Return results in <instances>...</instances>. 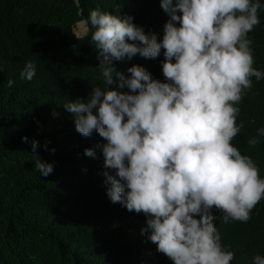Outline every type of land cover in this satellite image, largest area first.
I'll use <instances>...</instances> for the list:
<instances>
[{"label":"clouds","instance_id":"9594fccd","mask_svg":"<svg viewBox=\"0 0 264 264\" xmlns=\"http://www.w3.org/2000/svg\"><path fill=\"white\" fill-rule=\"evenodd\" d=\"M160 6L169 19L159 38L130 16L90 10L84 24L104 87H92L87 99L69 100L63 108L73 114L77 133H96L104 141L97 147L109 170L103 173L106 194L145 216L141 234L156 252L172 264H231L234 253L222 245L213 211L225 223H247L264 200L257 165L231 143L244 127L237 124V105L251 90V78H264V71L253 67L248 38L260 23L262 5L160 0ZM162 50L163 81L141 65L128 67L125 75L113 63L136 55L155 59ZM35 75V63L27 61L21 78L31 81ZM13 84L9 79L8 86ZM262 136L264 128L257 129L248 144H259ZM36 147L33 141L35 168L47 177L53 165L39 158ZM84 155L95 152L87 148ZM253 264H264V256L254 255Z\"/></svg>","mask_w":264,"mask_h":264},{"label":"trees","instance_id":"16d2710c","mask_svg":"<svg viewBox=\"0 0 264 264\" xmlns=\"http://www.w3.org/2000/svg\"><path fill=\"white\" fill-rule=\"evenodd\" d=\"M260 3V23L248 38L253 67L264 71ZM92 9L130 16L158 38L169 19L160 0H0V264H172L141 234L145 216L110 201L103 175L109 170L97 147L104 141L96 133H77L73 114L63 108L69 100L87 99L92 87H104L88 26L81 37L73 33ZM162 60L163 50L155 59L136 55L113 63L125 75L128 67L141 65L163 81ZM27 61L36 65L31 81L20 76ZM251 79V90L237 105V124L244 127L231 143L264 179V136L248 144L264 128V78ZM33 141L39 158L53 165L47 177L35 168ZM87 148L94 157L84 155ZM213 216L222 245L234 253L231 264H253L254 255L264 256V200L247 223H225L215 210Z\"/></svg>","mask_w":264,"mask_h":264},{"label":"rangeland","instance_id":"374dc122","mask_svg":"<svg viewBox=\"0 0 264 264\" xmlns=\"http://www.w3.org/2000/svg\"><path fill=\"white\" fill-rule=\"evenodd\" d=\"M80 23L82 25H80ZM86 31L87 28L83 21L78 22L77 25L73 28V33L78 37L83 36L86 33Z\"/></svg>","mask_w":264,"mask_h":264},{"label":"water","instance_id":"95a60500","mask_svg":"<svg viewBox=\"0 0 264 264\" xmlns=\"http://www.w3.org/2000/svg\"><path fill=\"white\" fill-rule=\"evenodd\" d=\"M83 22H85V21H83Z\"/></svg>","mask_w":264,"mask_h":264}]
</instances>
